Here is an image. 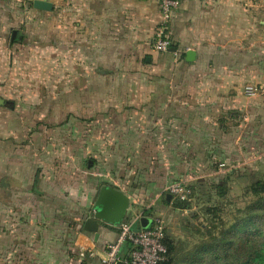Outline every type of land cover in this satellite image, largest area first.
Wrapping results in <instances>:
<instances>
[{
  "label": "crops",
  "instance_id": "1",
  "mask_svg": "<svg viewBox=\"0 0 264 264\" xmlns=\"http://www.w3.org/2000/svg\"><path fill=\"white\" fill-rule=\"evenodd\" d=\"M34 1L0 0V91L10 93L14 76L41 71L50 60L57 91L68 97L93 89L123 92L121 109L132 113L115 123L132 126V150L144 158L143 171L125 185L81 167L82 155H107L112 149L92 144L95 126L108 121L104 100L93 105L101 115L84 117L88 130L64 136L24 132L11 102L0 99V108L10 107L0 116V264H101L119 232V225L100 223L96 239L83 229L101 187L129 198L124 221L166 216L172 211L165 203L167 185L175 174L191 172L200 155L188 137L190 126H197L194 142L205 150L204 144L214 143L213 134L223 133L219 120L239 113L248 119L254 100L264 105V0H180L167 30L175 51L166 54L152 49L159 0H44L51 3L50 12L34 9ZM157 76L166 79L159 83ZM246 87L258 91L254 99L244 96ZM85 105L92 113V104ZM148 124L170 125L175 133L166 143L148 140L138 132ZM248 125L241 126L244 132ZM120 131L99 133L120 141ZM75 137L85 141L80 149L65 143ZM114 149L122 153L123 144ZM152 157L163 160L152 163ZM133 227L140 229V222ZM127 251L125 244L120 256Z\"/></svg>",
  "mask_w": 264,
  "mask_h": 264
},
{
  "label": "rangeland",
  "instance_id": "2",
  "mask_svg": "<svg viewBox=\"0 0 264 264\" xmlns=\"http://www.w3.org/2000/svg\"><path fill=\"white\" fill-rule=\"evenodd\" d=\"M32 63H35L34 58ZM36 70V68L29 70L27 77L14 76L11 79L10 93L0 91V99L12 104L11 108L9 107L12 116L23 120L24 132L77 136L89 129V119L84 120L85 116L95 117L102 114L99 109L100 112L94 111L93 105L104 100L107 102V107L103 114L108 121L95 126L98 135L92 144L99 148L112 149L108 150L107 155H100L95 151L82 155L81 159L79 158L80 165L93 173L110 174L109 179H106L109 183H112L111 176L117 177L119 181L116 180L117 183L125 185H130L136 180V176L140 179L144 158H140L137 152L132 150L134 142L129 135L132 126L127 124L117 126L115 123L118 119L131 116V111L121 109L125 94L115 89H109L106 94L99 89H93L91 93L85 94L74 92L69 98L67 92L57 91L55 80L57 78L53 74L50 60L46 61L41 71ZM155 78L159 83H163L166 79L160 76ZM2 82L3 78H0V83ZM97 82L98 79L93 78L95 85ZM257 93L258 91L255 90V95L249 96L244 92V96L254 99ZM83 100L86 102V107L92 104V113H88V108L84 110ZM253 102L255 103L251 105L248 119L239 113L240 116L236 115L229 120H219L217 127L223 133L218 137L213 134L214 143L204 144L205 150L198 147L200 142H194L197 126L195 123L190 126L188 137L194 146L197 144L200 155L193 158L194 168L191 172L186 176L175 174V178L165 189L169 194L171 185L181 184L184 188V199L176 195L172 197L175 201L185 202L188 208L175 210L170 205L171 213L158 216L166 229L167 242L173 244V251L169 254L171 264H235L237 256L264 247V105L258 104L256 100ZM261 102L264 104V100ZM9 108L1 107L0 116L2 117V112L8 113ZM243 123L249 124L245 132L241 127ZM105 130L108 133L121 130L122 140L102 139L99 132ZM141 131L148 140L157 139L161 144L166 143L175 133L170 125L165 124L143 125L138 132ZM244 134L246 137H241ZM69 140L65 141L67 145L79 146V149L85 144L81 137L79 140L77 137ZM138 142L136 145L140 144ZM62 144L63 142H60L61 146H65ZM119 144H123L124 150H121L122 153L120 150L115 153L114 146ZM157 159L160 163L161 159L163 160L152 157L151 162H157ZM139 169L141 171L137 174L136 171ZM92 187L93 189L97 187L94 181ZM94 203L95 201L92 202L90 214L93 212ZM89 213L86 216H89ZM247 217H252L253 222L245 229L240 228L239 232L231 229ZM84 219L85 216L81 221Z\"/></svg>",
  "mask_w": 264,
  "mask_h": 264
},
{
  "label": "built area",
  "instance_id": "3",
  "mask_svg": "<svg viewBox=\"0 0 264 264\" xmlns=\"http://www.w3.org/2000/svg\"><path fill=\"white\" fill-rule=\"evenodd\" d=\"M25 2L26 0H20ZM180 0H159L160 22L157 25L153 40L152 49L158 54L169 52L172 44L168 35V26L174 12L179 6ZM245 93L249 96L255 95L252 87H246ZM171 196H179L184 199V188L181 184H173L169 187ZM139 218L133 221H123L119 225L117 238L105 248V257L101 259V264H161L167 259V250L163 244L164 225L158 218H152L146 229H135V223H139ZM128 245L127 256H120L121 249Z\"/></svg>",
  "mask_w": 264,
  "mask_h": 264
},
{
  "label": "water",
  "instance_id": "4",
  "mask_svg": "<svg viewBox=\"0 0 264 264\" xmlns=\"http://www.w3.org/2000/svg\"><path fill=\"white\" fill-rule=\"evenodd\" d=\"M33 7L36 10L50 12L52 10L51 3L44 0H35ZM17 31L12 32L11 41L16 37ZM171 52H174V48H170ZM188 57L193 56V52L187 53ZM171 194H166V201H170ZM130 208L129 198L121 191L110 187L103 186L98 191L95 203L93 205V212L84 220L83 229L86 232H90L94 235V238L98 237V227L100 223L107 225H120L127 217V211ZM150 220L147 218L140 219V226L142 229L148 228ZM116 264H124L123 262H117Z\"/></svg>",
  "mask_w": 264,
  "mask_h": 264
},
{
  "label": "trees",
  "instance_id": "5",
  "mask_svg": "<svg viewBox=\"0 0 264 264\" xmlns=\"http://www.w3.org/2000/svg\"><path fill=\"white\" fill-rule=\"evenodd\" d=\"M167 204H170L173 209L175 210H184L188 208L185 202L183 201H175L173 197L171 198L170 202H165ZM253 222V218H246L240 221L239 225L232 226V230H235V232H239L241 229H245L247 225ZM238 229H237V228ZM241 228V229H240ZM238 230V231H237ZM164 241L163 244L166 247L167 250V259L165 262L161 264H171V260L169 258V254L173 251V244L172 242H167V236H166V229L164 230ZM264 245V244H263ZM207 250H212V248H207ZM244 259V260H243ZM226 264H233V263H226ZM235 264H264V247L261 249H257L255 251H252L250 253H243L242 255H239L235 258Z\"/></svg>",
  "mask_w": 264,
  "mask_h": 264
}]
</instances>
